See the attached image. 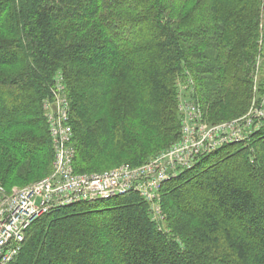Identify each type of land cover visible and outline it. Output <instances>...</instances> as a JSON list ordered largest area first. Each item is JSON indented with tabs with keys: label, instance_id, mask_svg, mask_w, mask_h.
<instances>
[{
	"label": "trees",
	"instance_id": "16d2710c",
	"mask_svg": "<svg viewBox=\"0 0 264 264\" xmlns=\"http://www.w3.org/2000/svg\"><path fill=\"white\" fill-rule=\"evenodd\" d=\"M262 2L0 0V68L13 69L0 71V185L27 164L53 172L43 101L58 72L77 173L140 166L175 143L179 81L210 123L244 114ZM260 141L254 162L231 144L166 182L161 230L138 193L81 201L39 218L12 264H264Z\"/></svg>",
	"mask_w": 264,
	"mask_h": 264
},
{
	"label": "built area",
	"instance_id": "2783aa9c",
	"mask_svg": "<svg viewBox=\"0 0 264 264\" xmlns=\"http://www.w3.org/2000/svg\"><path fill=\"white\" fill-rule=\"evenodd\" d=\"M65 87L63 76L58 77L52 89L55 101L45 105L55 151L53 172L24 188L9 191L0 185V264H12L18 258L28 230L39 218L81 201L138 193L150 205L152 221L163 229L161 190L165 183L195 167L224 144L246 141L255 132L256 121L264 117V106L254 105L247 121L242 118L222 124L206 123L199 104L189 97L181 106L183 133L177 143L140 166L123 164L104 172L77 173ZM190 87L191 84L188 91Z\"/></svg>",
	"mask_w": 264,
	"mask_h": 264
},
{
	"label": "rangeland",
	"instance_id": "374dc122",
	"mask_svg": "<svg viewBox=\"0 0 264 264\" xmlns=\"http://www.w3.org/2000/svg\"><path fill=\"white\" fill-rule=\"evenodd\" d=\"M262 1H263L262 2V15H263L262 18H263V20H262V23L260 25L261 33H260V38H259V41H258V44H259V54L257 56L256 63H255V68H254L253 94H252L253 97H252V101H251L250 107L241 116L234 117V118H230V119H226V120H222L221 122H217V123H210L208 120H206L207 121L206 123H210V124H219L220 123V124H222L223 122L224 123L225 122L226 123H229V122H232L233 120L242 119V118L245 121H247L249 119V115L251 113V108L254 105L256 107L264 106V0H262ZM11 69L0 68V71L10 72ZM58 77H62L61 76V72H58L57 73L56 80L54 79L55 81H54V85H53L52 89L55 87L56 81H57V78ZM189 84L193 85V81L188 79L186 81H179L178 84H177V88H178V92H179V94H178V109H179V114H180V117H181V130H180L181 133H180V137H179V139L177 141L180 140L181 135L183 133L182 132V129H183L182 116H184V112L181 110V106L190 97V94H189L190 92H188V89H187ZM66 87H67V85H66ZM66 87H65V91L67 92V88ZM52 89H51V95L52 96L46 98L43 101V105H44L43 106V109L45 111V114L44 115H45V118H46V121H47L48 126H49L48 110L46 109L45 105L48 102H51V101L54 102L55 101V97L53 98ZM199 108L203 111V114H204L203 107L201 105H199ZM253 121H256V119H254ZM254 129H255V132L253 134L248 135L250 137L246 141H243L241 143H239V142H237V143H228V144H224L222 147L227 146V145H231V144H238L239 147H240V149H241V147H243V148H249L250 159L252 160V162H254L255 159H256V154L258 152V148H261L262 147V146H260L261 141L259 142V140L264 137V135L262 133L264 131V117H261L259 120L256 121L255 126H254ZM177 141L175 143H177ZM52 142H53V140H52ZM175 143H173V144H175ZM262 144L264 146V143H262ZM172 145H170V147ZM53 150H54V146H53ZM54 153H55V151H54ZM123 164H124V162L116 165L115 167H119V166H121ZM53 165H55V160H54ZM34 166L35 165L29 166L27 164V166L23 169L24 172L21 174L20 180L13 185L14 186L13 188H15V187L16 188H24V187H27L29 185H32V184L40 181L41 179H43V178H45V177H47L49 175V174L48 175H39L40 174L39 173L38 174L39 176L35 178L34 176L36 175L37 172L34 169L35 168ZM32 168H33V170L31 171L30 169H32ZM52 169H54V166L52 167ZM110 169H113V168H107L106 170L99 171V172H104V171H107V170H110ZM87 173L89 174V173H98V172H87ZM187 197H189V196H187ZM190 200L193 201V200H196V199L190 198ZM165 221H166V216H165ZM165 221H164V223H165ZM161 225L162 226H165L166 223L165 224H161Z\"/></svg>",
	"mask_w": 264,
	"mask_h": 264
},
{
	"label": "water",
	"instance_id": "95a60500",
	"mask_svg": "<svg viewBox=\"0 0 264 264\" xmlns=\"http://www.w3.org/2000/svg\"><path fill=\"white\" fill-rule=\"evenodd\" d=\"M56 110V108H54V111Z\"/></svg>",
	"mask_w": 264,
	"mask_h": 264
}]
</instances>
